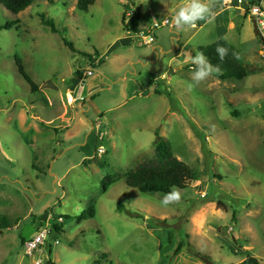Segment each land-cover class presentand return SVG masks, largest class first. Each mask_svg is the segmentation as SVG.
I'll return each instance as SVG.
<instances>
[{"label": "rangeland", "instance_id": "1", "mask_svg": "<svg viewBox=\"0 0 264 264\" xmlns=\"http://www.w3.org/2000/svg\"><path fill=\"white\" fill-rule=\"evenodd\" d=\"M188 2L95 0L81 12L77 0H42L18 15L0 5V264H34L22 246L37 228L50 232L53 264H264V58L251 4L205 0L211 13L194 26L152 29ZM131 13L152 45L125 31ZM220 39L246 77L189 89L197 48ZM157 135L194 175L167 206L123 179L155 158Z\"/></svg>", "mask_w": 264, "mask_h": 264}, {"label": "trees", "instance_id": "2", "mask_svg": "<svg viewBox=\"0 0 264 264\" xmlns=\"http://www.w3.org/2000/svg\"><path fill=\"white\" fill-rule=\"evenodd\" d=\"M42 0H0V5L12 15H18L24 12L32 4ZM95 0H77V8L81 12H86L88 8L93 5ZM249 4L255 3L254 0H246ZM264 1V0H260ZM42 21L46 27L49 28L50 32L53 34L59 33L55 28L54 24L50 20H45L42 18ZM124 29L127 33L137 34L139 18L136 14H129V17L126 18L124 15L122 18ZM9 24L4 26V29H9ZM225 32H221L220 36L222 37ZM63 44L72 52H77L76 48L73 46V43L67 40L66 38L62 39ZM224 47L228 50L227 55L221 61L218 53L216 52L217 47ZM197 52H202L208 61L213 66H218L219 71L213 72L214 77L218 79H233V80H243L246 77V72L243 68V63L241 61V56L238 51L232 47L228 42L220 39L217 42L212 43L211 45L205 47H198ZM84 55V54H83ZM87 58H91L90 55H84ZM15 65L17 70L22 77V79L32 88L34 84L31 79L25 73L24 66L18 58H15ZM234 116H237L236 113H233ZM193 131L198 134L196 128L193 127ZM201 142L205 144L204 138L199 137ZM156 150L155 158L149 161H145L142 164L138 165L135 169L129 171L123 176L125 185L129 188L137 190L141 194L148 193H158L166 195L174 190H184L188 189L191 183L194 180V175L191 169L183 162L176 159L168 145L163 142V139L156 136V141L154 143ZM208 153V152H207ZM113 181L106 179L103 184V190L106 191V187L111 185ZM122 209V206L118 203L117 210ZM93 208L89 209V214L93 216ZM154 224L158 226V220H153ZM54 231H58L56 226L53 227ZM40 230H36V233ZM187 245L184 239L178 243L174 250V255H177L181 249ZM51 249V248H50ZM51 253V250H49ZM207 263H210L208 258H205ZM243 264H259L255 258L247 257L246 261Z\"/></svg>", "mask_w": 264, "mask_h": 264}, {"label": "clouds", "instance_id": "3", "mask_svg": "<svg viewBox=\"0 0 264 264\" xmlns=\"http://www.w3.org/2000/svg\"><path fill=\"white\" fill-rule=\"evenodd\" d=\"M211 13L209 4L205 0H189L188 3L179 7L171 17V24L176 32H180L186 27H192L196 21L203 20ZM216 52L218 53L221 61L227 55L228 50L224 47H217ZM192 63L196 66L195 71L192 74V80L195 83L188 85L189 89H192L195 84L205 80L213 72H218L219 67L213 66L206 56L202 52H197L194 57L191 58ZM181 199L180 192L178 190L172 191L166 194L161 204L164 206L170 203L179 201Z\"/></svg>", "mask_w": 264, "mask_h": 264}, {"label": "built area", "instance_id": "4", "mask_svg": "<svg viewBox=\"0 0 264 264\" xmlns=\"http://www.w3.org/2000/svg\"><path fill=\"white\" fill-rule=\"evenodd\" d=\"M255 3L249 6V17L250 19H254L256 22V28L258 32V36L260 37L261 44H262V56L264 58V1L254 0ZM129 15V14H128ZM127 15V16H128ZM162 26H168L172 27V25L167 21H163L161 24L153 23L152 29L158 30ZM152 33L151 28H145L141 31H139L137 34H135V37L138 38V42L142 46H149L152 45L155 40L154 37L150 36ZM93 72L88 71L87 76H92ZM67 102L69 104L74 103V99L72 97H69ZM98 153H104L103 150H97ZM50 232H48L47 229H42L39 232L36 233V235L28 240L24 241L23 243V251L24 255L30 258H33L34 264H53L50 258V248H47L45 251H43V246L46 242V240L49 237ZM57 244V241L55 242Z\"/></svg>", "mask_w": 264, "mask_h": 264}, {"label": "crops", "instance_id": "5", "mask_svg": "<svg viewBox=\"0 0 264 264\" xmlns=\"http://www.w3.org/2000/svg\"><path fill=\"white\" fill-rule=\"evenodd\" d=\"M222 3L225 5L224 8L225 9H230V8H234L235 10H239V9H242V5H248L247 1L246 0H222ZM244 3V4H242ZM219 14V13H217ZM220 15V14H219ZM217 16L218 18L220 16ZM145 29V28H144ZM138 30L141 31L143 29H141L139 27V24H138ZM128 34V33H127ZM130 36V35H129ZM128 41V40H127ZM140 46H142L140 43H139ZM93 76V75H92ZM142 80V79H141ZM150 78H143V82L145 83L146 86L150 85ZM29 155V154H27Z\"/></svg>", "mask_w": 264, "mask_h": 264}, {"label": "water", "instance_id": "6", "mask_svg": "<svg viewBox=\"0 0 264 264\" xmlns=\"http://www.w3.org/2000/svg\"><path fill=\"white\" fill-rule=\"evenodd\" d=\"M258 2V0H256ZM252 22V26H253V29H254V33L256 36H258V32H257V28H256V22L254 19L251 20Z\"/></svg>", "mask_w": 264, "mask_h": 264}]
</instances>
